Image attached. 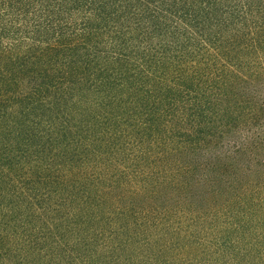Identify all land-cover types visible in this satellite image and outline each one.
<instances>
[{"label":"trees","instance_id":"trees-1","mask_svg":"<svg viewBox=\"0 0 264 264\" xmlns=\"http://www.w3.org/2000/svg\"><path fill=\"white\" fill-rule=\"evenodd\" d=\"M0 264H264V0H0Z\"/></svg>","mask_w":264,"mask_h":264}]
</instances>
